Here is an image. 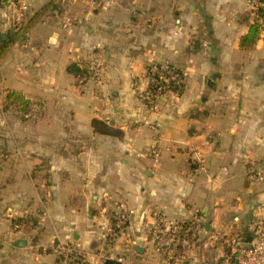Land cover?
Wrapping results in <instances>:
<instances>
[{"label": "crops", "instance_id": "1", "mask_svg": "<svg viewBox=\"0 0 264 264\" xmlns=\"http://www.w3.org/2000/svg\"><path fill=\"white\" fill-rule=\"evenodd\" d=\"M22 2L26 33L0 7V264H62L56 241L166 264L150 241L155 214L201 213L206 231L264 219V29L239 46L249 0ZM152 64L184 75L183 93L154 112L141 99ZM9 93L39 112L23 118ZM119 211L127 226L114 235Z\"/></svg>", "mask_w": 264, "mask_h": 264}, {"label": "built area", "instance_id": "2", "mask_svg": "<svg viewBox=\"0 0 264 264\" xmlns=\"http://www.w3.org/2000/svg\"><path fill=\"white\" fill-rule=\"evenodd\" d=\"M12 6L15 9L13 31L18 32L23 27L26 5L22 0H0V7ZM264 6V0H249L252 17L257 18L256 11ZM153 74H157L154 77ZM148 88L142 92V103L147 110L154 112L160 97L174 94L168 84L172 83L181 90L184 86V75L168 64H152L146 71ZM23 107L20 106L21 110ZM25 119H31V111L20 112ZM150 155L155 162L159 158V151L152 147ZM194 165L197 163L191 160ZM259 179L264 180V174L259 173ZM127 226V217L119 211L114 215L113 234L122 232ZM17 229V226H13ZM249 232V233H248ZM150 241L154 252L166 264H264V219L260 218L252 227L232 226L224 231H206L203 226V215L196 213L188 219L172 221L160 214L154 215V222L149 228ZM249 239V241H248ZM222 248L220 254L208 257L209 253ZM51 253L62 264H89L90 257L95 262L103 264L105 261L121 263L122 259L114 257L105 251L88 254L78 249L72 242L56 241L51 245Z\"/></svg>", "mask_w": 264, "mask_h": 264}, {"label": "trees", "instance_id": "3", "mask_svg": "<svg viewBox=\"0 0 264 264\" xmlns=\"http://www.w3.org/2000/svg\"><path fill=\"white\" fill-rule=\"evenodd\" d=\"M256 15H257V18L253 22H249V18L244 19V22L249 24V27H248V32L244 36H242L239 40V46L242 49L253 48V46L255 45L256 41L259 38L260 33L264 29V6L257 9ZM29 25H30V22L28 23V25L24 26L20 31H23V33H26V31L29 28ZM19 38H20L19 35L18 36L15 35V37H13V41L18 40ZM9 43H10V41H9ZM7 46L8 45L6 43H3V42H2V44H0V58L5 54V50H6ZM170 67H173V66L170 65ZM68 71L72 75H75V76L80 75V71L74 65L69 66ZM176 71H179V70L176 69ZM153 76L157 77V74H153ZM168 86H169V88L172 89V91L174 92V94L176 96H180L183 93L184 86L181 90L177 89V87H175V85H173L172 83H169ZM6 101H9L10 105L16 106V108L19 112L31 111L33 114H36L39 112L38 104L33 103L31 101H28V100H22V97L16 93L7 94L6 95ZM20 106L23 107L21 110L19 109ZM91 125H92L94 131L97 133L106 134V135H114V136L120 135L119 132L110 131V128L103 122L93 120ZM103 264H118V263H115L112 261H105Z\"/></svg>", "mask_w": 264, "mask_h": 264}, {"label": "rangeland", "instance_id": "4", "mask_svg": "<svg viewBox=\"0 0 264 264\" xmlns=\"http://www.w3.org/2000/svg\"><path fill=\"white\" fill-rule=\"evenodd\" d=\"M248 18H249V21H251V22L255 21V18L252 17V15H251V11H250V9H248V11L242 15L241 20L244 21V19H248ZM26 21H27V20H25V21L23 20V27L26 25ZM24 22H25V23H24ZM13 25H14V24H13ZM23 27H22V28H23ZM22 28H21V29H22Z\"/></svg>", "mask_w": 264, "mask_h": 264}, {"label": "water", "instance_id": "5", "mask_svg": "<svg viewBox=\"0 0 264 264\" xmlns=\"http://www.w3.org/2000/svg\"><path fill=\"white\" fill-rule=\"evenodd\" d=\"M248 241H249V239H248ZM24 245H25V242H24L23 240H17V241L14 243V246L19 247V248L23 247ZM136 251H138V252H140V253L143 252L142 249H140V248H136Z\"/></svg>", "mask_w": 264, "mask_h": 264}]
</instances>
